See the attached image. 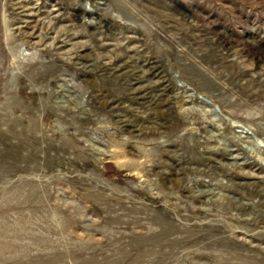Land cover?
<instances>
[{
	"label": "rangeland",
	"instance_id": "rangeland-1",
	"mask_svg": "<svg viewBox=\"0 0 264 264\" xmlns=\"http://www.w3.org/2000/svg\"><path fill=\"white\" fill-rule=\"evenodd\" d=\"M0 264H264V0H0Z\"/></svg>",
	"mask_w": 264,
	"mask_h": 264
}]
</instances>
